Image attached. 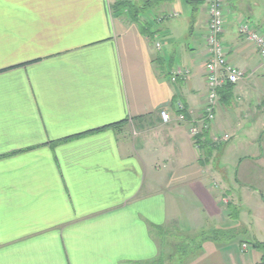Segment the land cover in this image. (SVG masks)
I'll list each match as a JSON object with an SVG mask.
<instances>
[{
	"label": "crops",
	"instance_id": "obj_1",
	"mask_svg": "<svg viewBox=\"0 0 264 264\" xmlns=\"http://www.w3.org/2000/svg\"><path fill=\"white\" fill-rule=\"evenodd\" d=\"M122 2L133 3L0 0V264H257L264 71L237 23L263 33L264 0H223L220 42L244 77L199 138L204 1L155 4L154 29L139 16L144 32ZM180 68L189 74L173 82ZM214 231L229 236L163 256L166 238Z\"/></svg>",
	"mask_w": 264,
	"mask_h": 264
},
{
	"label": "built area",
	"instance_id": "obj_2",
	"mask_svg": "<svg viewBox=\"0 0 264 264\" xmlns=\"http://www.w3.org/2000/svg\"><path fill=\"white\" fill-rule=\"evenodd\" d=\"M203 1L207 14L205 45L209 54V59L204 67L207 93L203 119L196 126L190 128L189 133L192 138H199V136L211 129L214 122V112L219 101L218 91L225 85H237L244 77L243 71L228 63L224 48L220 42V36L225 29L223 0ZM172 16L175 15L172 14L170 17ZM237 34L242 41L255 46L261 62V68L264 71V33L252 28L247 20H240L237 23ZM156 48H160V45L156 44ZM188 74L187 69H177L173 73L172 81L175 82L178 78H185ZM175 109L179 113L175 118L176 122H185L183 105L180 103L176 104ZM160 118L163 123L171 122L170 114L165 111L160 112ZM227 140V136L214 138L215 143ZM196 141L195 143L198 144ZM246 249L247 246L243 244L240 250L244 252Z\"/></svg>",
	"mask_w": 264,
	"mask_h": 264
},
{
	"label": "rangeland",
	"instance_id": "obj_3",
	"mask_svg": "<svg viewBox=\"0 0 264 264\" xmlns=\"http://www.w3.org/2000/svg\"><path fill=\"white\" fill-rule=\"evenodd\" d=\"M133 1V3H132V5L134 6V7H136V8H140V9H142L143 8V6H144V3L147 1V0H132ZM178 1L179 0H174V2L173 3H175V4H177L178 3ZM256 1H259V0H256ZM150 3H151V6L149 5L148 7H145V9H143V10H141L140 11V9H139V12H138V15L139 16H142V17H145L146 19H148L149 21H151L152 23H151V26H152V29H154V26L156 25V23H155V21L154 20H156L155 18H157V17H159L158 15H159V12H158V7L155 9V7L157 6V5H155V4H157V2H155V0H150ZM243 3V5H245L246 4V1H243L242 2ZM180 17H182V18H184V14L182 13L181 14V16ZM165 26V25H164ZM162 27V25H160V28ZM264 33V32H263ZM261 134H263V133H261ZM253 135V134H252ZM262 135H259L258 134V136L256 137V141H255V143H258L259 142V139H260V137H261ZM251 137H255V136H251ZM224 143V142H223ZM261 143V142H260ZM260 143H258V145L260 144ZM218 145L217 146H219V145H221V143H217ZM235 170H233V172H234ZM226 172H227V170H226ZM233 172H231V173H233ZM229 174H230V172H228ZM231 210V209H230ZM252 211H253V208L251 209ZM227 233H229V232H227ZM227 233H225V234H227ZM208 236H211V234L210 233H207V234H204V235H202V236H199V238H191V239H189V238H183V239H178L176 236H171V239L170 238H166V239H164V241H165V243H163V244H165V246H163V248H161V251L163 252V256L164 257H166L167 258V256H168V259L170 258V260L173 262V258H175L176 260H178V258H182V257H185V255H186V257L188 256L189 257V255H190V257H192L193 255H195L196 253H192V249H193V247H196L197 246V244L198 243H201V239L203 238V237H208ZM172 240H174V241H172ZM179 240V241H178ZM170 241L172 242V244L170 245ZM174 244L176 245L175 246V248H173V246H174ZM186 246H188V247H186ZM179 249V250H181V251H183V252H185V255H182V254H180V255H178V254H176L177 253V248ZM188 252V253H187ZM191 253V254H190ZM176 255V256H175ZM178 256V257H177ZM176 260H175V262H176ZM180 262V263H179ZM174 263V262H173ZM177 264H181V259H179L178 261H177Z\"/></svg>",
	"mask_w": 264,
	"mask_h": 264
},
{
	"label": "trees",
	"instance_id": "obj_4",
	"mask_svg": "<svg viewBox=\"0 0 264 264\" xmlns=\"http://www.w3.org/2000/svg\"><path fill=\"white\" fill-rule=\"evenodd\" d=\"M165 0H155V2H157L158 4L163 2ZM186 3H190L191 0H185ZM151 6V3H150V0H147L145 3H144V6L141 10L145 9V7H148V6ZM116 7L117 8H121L120 10H126L128 15H129V18L136 22L141 30L144 32L145 31V26H143L141 23H139L138 19H139V15H138V12H139V9L134 7L130 2H122V3H119V4H116ZM233 89V86L232 85H225L224 87H222L219 91H218V95H219V99L220 100H227V102L230 100L228 97L231 93V90ZM227 232L225 231H214V232H211V236H208L207 238L206 237H203L201 239V243L203 241H205L206 239H214V240H225L228 238L229 236V233L225 234ZM199 244H197L196 247H193L192 250L196 249V248H199L198 246ZM188 247V246H186ZM251 247L253 249H259L261 252H262V256H261V259L260 261L257 263V264H264V243H259V242H253L251 244ZM177 248V247H176ZM178 249V248H177ZM186 252V251H185ZM185 252L181 251V250H177V254H182V255H185ZM188 253V252H187ZM186 256V255H185Z\"/></svg>",
	"mask_w": 264,
	"mask_h": 264
}]
</instances>
